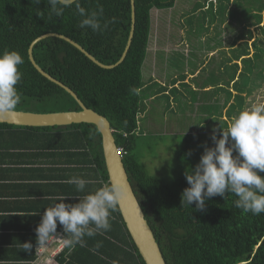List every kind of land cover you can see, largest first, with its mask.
I'll use <instances>...</instances> for the list:
<instances>
[{"label":"trees","instance_id":"trees-1","mask_svg":"<svg viewBox=\"0 0 264 264\" xmlns=\"http://www.w3.org/2000/svg\"><path fill=\"white\" fill-rule=\"evenodd\" d=\"M224 1L230 3L219 0V11L212 13L213 17L224 20L229 13L249 6V10L245 9L249 26L263 22L264 0H234L229 13ZM80 3L89 11L97 9L99 3L104 9L102 23L113 17L115 22L103 32H93L79 27L80 17L74 13V6L65 10L62 17L50 18L47 0L39 4L32 0H0V54L16 51L24 60L19 66L22 78L16 85L21 94L16 111L34 112L30 109L36 104L43 108L34 113L81 110L72 95L40 74L30 61L29 48L38 37L48 33L67 36L106 65L115 64L122 57L131 30V0H80ZM175 3L176 0H135L132 45L123 63L114 69L101 68L76 47L56 37L40 41L34 47V59L48 74L71 88L88 108L110 121L116 144L123 149L129 180L167 264H264V213H244L234 206L236 197L232 194L226 198L212 197L203 211L195 210V204L181 207V193L188 187L185 171L165 183L151 175L134 153L139 116L147 96L142 93L143 67L151 33V10L170 9ZM253 4L256 8H251ZM261 30L264 33V28ZM241 35L252 37L253 33L246 29ZM248 81L246 74L238 81L241 109L245 102L243 87ZM133 87L141 89L139 95L130 93ZM6 133L14 136L16 148L62 151L79 164L83 161V165H97L103 182H109L102 135L94 124L23 127L0 123V137ZM112 214L115 221L110 219L111 230L85 237L87 246L77 245L69 251L65 264H146L119 208ZM57 229L62 230L60 226ZM97 242H102V247L91 251Z\"/></svg>","mask_w":264,"mask_h":264},{"label":"crops","instance_id":"crops-1","mask_svg":"<svg viewBox=\"0 0 264 264\" xmlns=\"http://www.w3.org/2000/svg\"><path fill=\"white\" fill-rule=\"evenodd\" d=\"M177 1L170 9L151 10V33L143 67L142 93L147 94L144 103L150 99L153 101L162 94L175 106L176 98L173 94L182 93L184 99L190 100L185 92L193 93V104L197 112H187L188 116L193 114L202 119L200 127L206 126L204 132L211 133L215 127L219 133L227 129L236 116L246 109L247 97L255 90L254 78L262 73L264 67V37L238 34L229 39L211 36H195L193 39L189 36L186 39L181 38L174 46L175 41L167 35L161 36V28L165 27L160 13L162 10L172 11ZM192 3L193 15L190 17L195 16L197 12L202 14L219 11V0H195ZM224 3L229 13L234 8V0ZM235 18L236 16H226L224 20H220L216 16L213 17V22H221L219 25L224 28L225 25L232 24ZM210 20L212 19H207V22ZM167 22L173 23L172 18ZM217 26L218 24H214L209 29ZM254 26L259 25L249 26V22L243 23L244 29ZM172 29V25L167 26V33ZM259 44L263 47H256ZM172 50L182 51L179 61H184V67H170L166 59L161 58H168V53ZM186 63L188 66H185ZM242 74H246L249 81L243 87L245 102L241 109L238 103V81ZM188 104L192 105L191 102ZM146 110L144 104V110L141 112L143 117ZM203 118L207 119V122ZM13 138L14 136L7 133L0 137V264H65L69 258V250L56 242L36 254L35 229L45 208L59 202L55 199L59 196H65V202L76 203L78 199L94 193L109 182H103L97 165H83V161L79 164L62 151L42 150L30 146L16 148ZM72 176H79L91 183L86 185L84 192H77L74 185L65 182ZM112 212L110 219L115 221ZM57 231L62 234V230ZM25 242L33 244L31 252L22 249Z\"/></svg>","mask_w":264,"mask_h":264},{"label":"clouds","instance_id":"clouds-1","mask_svg":"<svg viewBox=\"0 0 264 264\" xmlns=\"http://www.w3.org/2000/svg\"><path fill=\"white\" fill-rule=\"evenodd\" d=\"M39 4L41 0H32ZM49 17H62L65 10L73 9L80 17L79 27L90 28L93 32H103L116 18L103 21L102 5L95 10L85 9L80 0H47ZM24 63L16 51L0 54V116L15 112L21 102V94L16 85L21 81L19 66ZM130 93L139 95L141 89L133 87ZM214 146L204 142L200 146L203 153L194 168H188L184 175L188 184L181 193V207H191L203 211L206 201L214 196L226 198L228 194L236 197L234 206L244 213L260 215L264 213V103H257L242 110L226 130L210 133ZM190 154V153H189ZM74 185L77 192H84L91 181L72 176L65 181ZM126 195L125 186L107 183L89 193L76 203H68L65 196L55 199L59 202L45 208L36 232V254L46 250L53 242L61 247L74 250L77 245L86 247L85 237H95L111 230L110 214L116 210ZM58 225L62 234L58 233ZM102 247L97 242L91 251ZM33 244L25 242L22 249L31 252Z\"/></svg>","mask_w":264,"mask_h":264},{"label":"rangeland","instance_id":"rangeland-1","mask_svg":"<svg viewBox=\"0 0 264 264\" xmlns=\"http://www.w3.org/2000/svg\"><path fill=\"white\" fill-rule=\"evenodd\" d=\"M195 0H178L175 8L172 11H161L162 21L164 29L161 28V36L169 37L177 44L181 41V38L186 39L189 36L195 39V36L199 37H222L229 39L232 36L241 35L246 33V29L243 28V23L248 22L246 10H249V6H244L245 9H237L236 13H229L228 16L233 17L236 15L232 24L225 25L224 28L220 27V23L213 22V14L198 12L195 16H192L191 10ZM186 5V6H184ZM248 5V4H243ZM253 4L251 8H256ZM160 11V10H159ZM246 13V14H245ZM220 16V15H219ZM223 16V14H221ZM210 22H207V19ZM173 20V23L169 24V19ZM245 19V20H244ZM167 20V21H166ZM185 20L187 23H185ZM239 20V21H238ZM214 24H218L216 28H211ZM242 24V25H241ZM173 26V29L168 34L166 30L167 26ZM183 26L186 28L184 29ZM264 28L263 23L259 26L251 27L253 36L264 37L262 32ZM256 47H263L262 44ZM182 48V47H180ZM182 51H171L168 53L166 59L167 65L170 67L178 68V66L184 67V61L181 63L179 55ZM264 62V59H263ZM185 66H188L186 63ZM169 67V71L171 68ZM253 87H255L247 97L246 109L257 103H262L264 99V67L262 73L260 72L254 78ZM256 86H259L256 88ZM176 98L175 106L172 102H169L167 96H161L154 99H150L149 102L144 103L147 110L143 117L139 116V127L135 138V155L144 164L147 171L158 179H161L165 183L173 181L181 172L186 171L188 168H194L199 162V159L203 153V148L200 146L204 142H207L208 146H214L210 140V132H204L206 126L200 127L201 120L196 118V115L191 114L188 116L187 112L196 113L195 94L185 92L187 97L184 99L182 93L173 94ZM191 102L192 105L188 104ZM41 104L34 105L30 110H41ZM53 113V112H50ZM203 120L207 122V119ZM205 124V123H204ZM190 153V154H189Z\"/></svg>","mask_w":264,"mask_h":264},{"label":"water","instance_id":"water-1","mask_svg":"<svg viewBox=\"0 0 264 264\" xmlns=\"http://www.w3.org/2000/svg\"><path fill=\"white\" fill-rule=\"evenodd\" d=\"M132 5V22L129 39L126 48L122 54L120 60L112 65H106L97 60L93 55L86 51L81 45L67 36L48 33L38 37L33 41L29 48V58L36 70L44 77L54 82L55 84L64 88L72 97L76 99L81 107L80 111L69 112H53V113H34L26 111H16L11 114H5L0 116V123H6L9 125L23 126V127H55V126H69L72 124L88 123L97 126L99 132L102 135V145L106 168L109 175V182L119 183L125 186L126 195L121 200L118 208L122 215V218L126 224V227L131 235L133 242L135 243L140 255L146 264H167L163 256L160 245L154 235L152 228L150 227L148 220L142 206L134 192L133 186L129 180V176L126 167L123 162V158L118 155V146L114 137L113 129L110 121L103 115L88 108L78 95L68 86L52 77L45 70H43L35 61L33 56L34 47L42 40L56 37L60 38L78 50H80L88 59L104 69H114L119 66L125 60L134 37L136 26V9L135 0H131Z\"/></svg>","mask_w":264,"mask_h":264},{"label":"built area","instance_id":"built-area-1","mask_svg":"<svg viewBox=\"0 0 264 264\" xmlns=\"http://www.w3.org/2000/svg\"><path fill=\"white\" fill-rule=\"evenodd\" d=\"M118 155L123 157V149L122 148H118Z\"/></svg>","mask_w":264,"mask_h":264}]
</instances>
